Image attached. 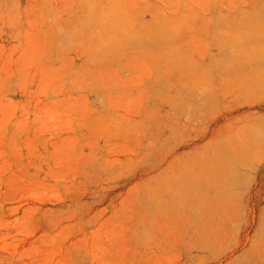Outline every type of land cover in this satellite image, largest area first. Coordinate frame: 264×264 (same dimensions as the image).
<instances>
[{"label":"rangeland","instance_id":"rangeland-1","mask_svg":"<svg viewBox=\"0 0 264 264\" xmlns=\"http://www.w3.org/2000/svg\"><path fill=\"white\" fill-rule=\"evenodd\" d=\"M263 102L264 0H0V264H264Z\"/></svg>","mask_w":264,"mask_h":264},{"label":"bare ground","instance_id":"bare-ground-1","mask_svg":"<svg viewBox=\"0 0 264 264\" xmlns=\"http://www.w3.org/2000/svg\"><path fill=\"white\" fill-rule=\"evenodd\" d=\"M235 110H233L232 113ZM238 111H241V113L239 115H243V116H251L252 114L259 115V117H258L259 122L257 123L256 126L244 127L242 137H241L242 140L239 143V147L247 148L243 152L244 154L246 152H248V153L249 152L250 153L255 152L256 151L255 148H256V146H258V143H257V140H258L259 143H261V144L259 145V149H257V150L262 151L264 149V102L254 104V105L252 104L248 108H245L244 110L238 109ZM255 143H257V144H255ZM252 148H253V150H252ZM239 149L243 151L242 148H239ZM251 154H249V155H251ZM247 165L249 167H253L249 163ZM254 172H255V179H254L255 183L253 186L251 185V187L248 189V198H247L246 210L249 213L252 210H255L258 207V205H262V203L264 201V156L259 161V163L255 165ZM227 190H230V188H228ZM261 210H263V208H261Z\"/></svg>","mask_w":264,"mask_h":264}]
</instances>
